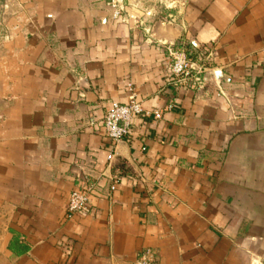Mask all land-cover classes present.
I'll list each match as a JSON object with an SVG mask.
<instances>
[{"label": "crops", "instance_id": "obj_1", "mask_svg": "<svg viewBox=\"0 0 264 264\" xmlns=\"http://www.w3.org/2000/svg\"><path fill=\"white\" fill-rule=\"evenodd\" d=\"M167 45L202 85L170 76ZM132 95L151 116L115 147L104 119ZM85 177L104 196L68 220ZM146 250L264 264V0H125L119 20L100 0H0V264Z\"/></svg>", "mask_w": 264, "mask_h": 264}, {"label": "built area", "instance_id": "obj_2", "mask_svg": "<svg viewBox=\"0 0 264 264\" xmlns=\"http://www.w3.org/2000/svg\"><path fill=\"white\" fill-rule=\"evenodd\" d=\"M112 12V18L119 20L124 18L125 0H100ZM166 51L170 61L169 74L177 83H185L192 80L195 85H202L204 76L207 73L204 65L193 61L185 51L176 49L171 45L166 46ZM149 117L151 113H145L137 97L132 95L127 104L113 103L107 112L103 128L117 147L120 143L128 141L130 136L132 120L135 116L142 115ZM155 119L162 117L161 112L154 111ZM114 153L110 154L108 159H114ZM115 190V185L110 188ZM104 194L98 185L88 178H80L76 187L72 191L66 207V216L71 220L76 215L86 214L91 206L92 197H103ZM133 264H160L158 258L151 250L142 251L137 255Z\"/></svg>", "mask_w": 264, "mask_h": 264}]
</instances>
